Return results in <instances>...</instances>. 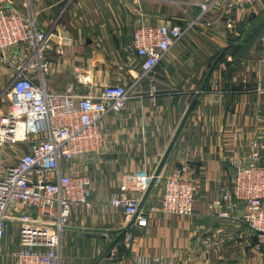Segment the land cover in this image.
Listing matches in <instances>:
<instances>
[{"label":"crops","instance_id":"crops-1","mask_svg":"<svg viewBox=\"0 0 264 264\" xmlns=\"http://www.w3.org/2000/svg\"><path fill=\"white\" fill-rule=\"evenodd\" d=\"M210 2L5 0L10 10L31 17L49 35L51 49L40 52L48 67V90L85 93L109 84H134L123 110L107 113L100 122L109 139L101 160L88 154L71 164L73 172L90 179L93 205L72 209L59 264L153 259L160 263L150 264H264L257 238L242 219L243 204L229 218H219L209 208L229 188L232 162L246 161L252 140L264 144V0L244 9ZM203 5H209L205 11ZM141 22L184 30L146 74L130 46ZM8 57L12 65L0 59V112L8 104L13 65L25 63L31 54L12 50ZM31 74L37 81L39 71ZM191 104L143 209L158 204L167 174L188 164L200 184L192 214L147 213L145 224L131 223L110 204L111 196L123 191L141 201ZM262 157L264 162V153ZM16 240L8 230L4 253Z\"/></svg>","mask_w":264,"mask_h":264},{"label":"built area","instance_id":"built-area-1","mask_svg":"<svg viewBox=\"0 0 264 264\" xmlns=\"http://www.w3.org/2000/svg\"><path fill=\"white\" fill-rule=\"evenodd\" d=\"M221 1L227 8L244 9L257 0ZM183 35L178 25L138 24L130 46L140 59L141 73L150 72ZM43 49H51L49 35L36 27L31 17L10 10L5 0H0V59L10 63L12 50L31 54L25 63L13 65L8 104L0 112V264L60 263L61 238L72 209L93 205L90 179L73 172L71 164L88 154L101 160L109 139L100 122L107 113L123 110L133 95L134 84H109L85 93L48 90L44 81L48 67L40 53ZM33 69L39 71L37 81L31 74ZM263 153L264 144L253 140L246 161L232 162L234 175L229 188L222 189L209 208L217 217L229 218L236 205L243 204L242 219L264 254ZM199 188L190 166L180 164L165 177L158 204L139 209L140 200L123 191L114 193L110 204L126 219L136 216L135 221L143 225L147 213L191 215ZM8 230L17 243L4 253ZM152 262L159 260H138L137 264Z\"/></svg>","mask_w":264,"mask_h":264},{"label":"water","instance_id":"water-1","mask_svg":"<svg viewBox=\"0 0 264 264\" xmlns=\"http://www.w3.org/2000/svg\"><path fill=\"white\" fill-rule=\"evenodd\" d=\"M191 108H192V104L188 107V109H187L185 115L183 116V118H182V120H181V122H180V124H179V126H178V128H177V130H176V132L174 134V136L172 137V139H171V141H170L165 153L163 154V156H162V158L160 160V163H159V165H158V167H157V169H156V171L154 173V176H153V178H152V180H151V182H150V184H149L144 196L142 197V199L140 201L139 209L143 207V204H144V202L146 200V197H147L150 189L152 188L156 178L158 177V175H159V173H160V171H161V169H162V167H163V165H164V163H165V161H166V159H167V157H168V155H169V153H170V151H171V149H172V147H173V145H174V143H175V141H176V139H177V137H178V135H179V133H180V131H181V129H182V127H183L188 115H189V113H190V111H191ZM135 217L136 216H133L131 218V221H130L131 223H133L135 221Z\"/></svg>","mask_w":264,"mask_h":264},{"label":"rangeland","instance_id":"rangeland-1","mask_svg":"<svg viewBox=\"0 0 264 264\" xmlns=\"http://www.w3.org/2000/svg\"><path fill=\"white\" fill-rule=\"evenodd\" d=\"M252 141H253V140H252ZM250 144H251V143H250ZM250 144H249V146H250ZM249 146H248V150H249ZM8 233H9V232H8ZM7 237H8V239H11V238H12V235L9 233ZM9 237H10V238H9Z\"/></svg>","mask_w":264,"mask_h":264}]
</instances>
